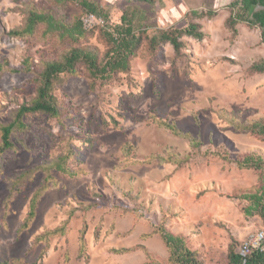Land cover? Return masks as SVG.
<instances>
[{
	"label": "rangeland",
	"instance_id": "1",
	"mask_svg": "<svg viewBox=\"0 0 264 264\" xmlns=\"http://www.w3.org/2000/svg\"><path fill=\"white\" fill-rule=\"evenodd\" d=\"M87 1L108 29L130 23L141 45L130 70L108 81L89 79L83 66L61 76L60 117L28 116L13 149L0 153V264H170L161 228L182 236L203 264H228L231 247L264 229L245 200L261 188L260 172L238 166L248 155L264 158V141L218 115L264 120V74L251 71L264 60L260 30L228 28L240 0ZM32 9L54 12L67 29L87 14L77 3L0 0V64L9 63L0 73L1 124L36 98L47 62L76 46L103 62L110 49L105 28L72 39L41 25L10 36ZM190 24L205 37H181L179 55L169 43L150 44Z\"/></svg>",
	"mask_w": 264,
	"mask_h": 264
},
{
	"label": "trees",
	"instance_id": "2",
	"mask_svg": "<svg viewBox=\"0 0 264 264\" xmlns=\"http://www.w3.org/2000/svg\"><path fill=\"white\" fill-rule=\"evenodd\" d=\"M153 4L154 0H136ZM57 5H65L69 3L79 4L87 14L104 16L98 5L90 3L87 0H55ZM231 6L237 9L228 19V28L236 35V27L239 24H246L249 28L260 30V39L264 43V0H240L232 3ZM213 16L215 13H208ZM45 26L46 32L49 34L59 33L63 29V35L68 32L69 36L82 37L86 31L82 25V20L76 22L71 29H67L65 23L57 17L52 11L32 9L25 20L24 26L15 29L9 33L14 38H24L34 35L39 26ZM106 37L110 41V49L106 53L103 62L99 60L98 55L88 49L78 46L69 49L60 59L47 62L43 71L39 75L36 98L29 105H22L18 108L16 117L11 124L0 123V153H4L13 149L14 142L12 137L15 132L27 129L25 119L28 116L42 114L51 118L60 117V108L57 98L54 95L56 82L61 76H77L80 66H83L87 72L89 79L93 81H108L116 73L128 72L131 67V60L136 57L137 50L141 45V39L138 37L130 23L122 24L114 29H108V23L105 27ZM183 36L191 37L196 40H203L205 35L201 32L199 25L190 24L183 31L162 32L158 38L150 41L154 47L159 43H169L176 55L180 54L183 47L180 38ZM72 38V39H73ZM9 67V63L5 61L0 64V73H3ZM26 72H31L32 68L29 61H25ZM254 73L264 74V60L254 64L251 67ZM219 117L232 124L237 131L248 132L252 136H256L264 141V120H258L248 123L236 124L238 117L236 113L221 110ZM167 128L175 135H181L175 125H167ZM193 146H199L198 141L190 139ZM242 169H253L260 172L262 186L255 194L245 195V200L251 202V211L258 213L264 223V158L260 154H252L246 156L238 163ZM38 205V195L33 197L29 205V213L23 224L24 229H29L32 223ZM163 242L169 249L170 264H203L197 254L190 250L186 240L182 236L174 235L172 232L161 228L158 229ZM40 239V238H39ZM228 264H242L240 257L234 248H230L228 256ZM249 264H264V254H254Z\"/></svg>",
	"mask_w": 264,
	"mask_h": 264
},
{
	"label": "built area",
	"instance_id": "3",
	"mask_svg": "<svg viewBox=\"0 0 264 264\" xmlns=\"http://www.w3.org/2000/svg\"><path fill=\"white\" fill-rule=\"evenodd\" d=\"M107 22L101 16L86 14L82 25L86 31H95L106 27ZM242 264H249L254 254H264V229L250 233L237 250Z\"/></svg>",
	"mask_w": 264,
	"mask_h": 264
}]
</instances>
